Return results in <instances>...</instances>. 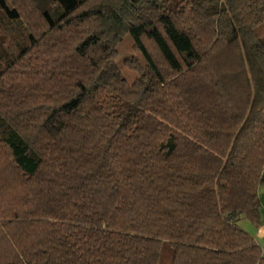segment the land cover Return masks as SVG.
Wrapping results in <instances>:
<instances>
[{
  "label": "trees",
  "instance_id": "trees-1",
  "mask_svg": "<svg viewBox=\"0 0 264 264\" xmlns=\"http://www.w3.org/2000/svg\"><path fill=\"white\" fill-rule=\"evenodd\" d=\"M28 1L39 29L0 0V264H264L238 225L260 226L264 0Z\"/></svg>",
  "mask_w": 264,
  "mask_h": 264
},
{
  "label": "rangeland",
  "instance_id": "rangeland-1",
  "mask_svg": "<svg viewBox=\"0 0 264 264\" xmlns=\"http://www.w3.org/2000/svg\"><path fill=\"white\" fill-rule=\"evenodd\" d=\"M14 4L21 9L23 12V17L25 19L26 23H29L33 26V28L39 29L41 27L40 20L37 18L35 12L32 9V5L28 0H13ZM38 27V28H37ZM118 49V56H117V61L121 65V69L124 73V75L127 77L129 80H133L137 73L133 70L127 69L126 67L123 66L122 60L124 58H130V59H135L138 60L140 63H144L143 57L140 54V52L136 51L133 49L132 44H131V38L128 35H125L119 44L117 45ZM241 229H243L246 232H251L253 230L251 224L245 220L242 219L238 223Z\"/></svg>",
  "mask_w": 264,
  "mask_h": 264
},
{
  "label": "crops",
  "instance_id": "crops-1",
  "mask_svg": "<svg viewBox=\"0 0 264 264\" xmlns=\"http://www.w3.org/2000/svg\"><path fill=\"white\" fill-rule=\"evenodd\" d=\"M259 199H260V226L258 228H253L250 232L255 240L264 248V186L259 188Z\"/></svg>",
  "mask_w": 264,
  "mask_h": 264
}]
</instances>
